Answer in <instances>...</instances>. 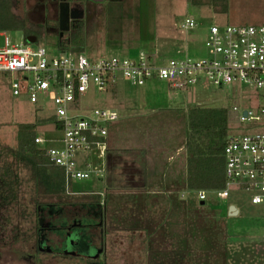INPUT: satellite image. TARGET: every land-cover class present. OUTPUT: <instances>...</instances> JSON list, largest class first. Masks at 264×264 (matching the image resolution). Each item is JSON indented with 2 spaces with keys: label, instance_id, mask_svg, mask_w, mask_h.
<instances>
[{
  "label": "rangeland",
  "instance_id": "374dc122",
  "mask_svg": "<svg viewBox=\"0 0 264 264\" xmlns=\"http://www.w3.org/2000/svg\"><path fill=\"white\" fill-rule=\"evenodd\" d=\"M79 1L86 11V17L82 18L83 48L98 55L133 56L142 50L164 58L185 53L204 56L206 49L203 41L209 24L264 23L238 19L226 21V16L214 9L211 0ZM237 1L229 0V3L242 16H249L248 12L252 16L260 14V10L254 9L257 5L255 0ZM10 10L15 19L25 21L32 31L30 35H34L48 52L57 49L55 35L58 34V0H11ZM186 16L193 17L200 25L182 31L180 21ZM5 36L11 42H20L23 32L20 29H6L4 35H0V45ZM65 37L66 33L62 38ZM228 94L227 87H216L207 80L184 89L171 88L162 80H150L143 85L119 81L112 89L98 90L92 87L81 94L75 112L89 113L93 108H110L115 109L119 116L108 123L102 176L93 179L91 189L100 190L102 194L108 192L122 195L125 201L128 194L138 193L141 187L135 185L141 175L138 176L133 167L125 171L121 163L120 148L123 141L127 137L128 145L137 139L144 140L146 144L152 141L157 148L168 143L169 148H172V143L184 140L185 113L191 108H225L228 111V133L237 131L234 116L229 111L235 101L229 100ZM52 112L53 106L49 101L40 99L37 104H33L23 97L13 96L8 80L0 73V264H27L20 259L25 258L27 252L24 239L32 237V243L34 241L31 225L35 222L33 212L37 209V202L44 204L40 206L45 208L48 205L56 206L55 202L64 199L82 202L90 198L86 194L71 195L66 185L67 197L60 199L45 189L22 157L17 140L18 126L32 123L36 134L47 138L57 137L59 133L46 121ZM124 128L126 131L122 133ZM194 137L197 144L205 145V136L198 138L195 134ZM129 155L134 167L140 164L135 152H129ZM88 157V152H80L76 160L82 165L83 159ZM179 195L184 198L186 193L181 192ZM236 195L246 196L237 192ZM212 200V205L221 210H225L229 203L241 205L240 213L228 216L229 235L223 259L203 254L197 258L196 263L264 264V222L257 217L261 216L260 213H253L250 206H243L241 199L234 195L225 200L212 197ZM105 210L106 221L114 224L110 229L112 232L108 234V253L115 264H173L162 254L163 248H159L162 233L156 230L155 235H148L156 222L154 209L153 212H143L134 208L132 214L124 213L123 208L115 210L108 207ZM85 213L81 210L78 215ZM50 218L51 215L45 220ZM171 228L175 233L179 231L174 223ZM201 243L206 241L203 239Z\"/></svg>",
  "mask_w": 264,
  "mask_h": 264
},
{
  "label": "built area",
  "instance_id": "2783aa9c",
  "mask_svg": "<svg viewBox=\"0 0 264 264\" xmlns=\"http://www.w3.org/2000/svg\"><path fill=\"white\" fill-rule=\"evenodd\" d=\"M199 25L190 16L180 21L182 31ZM4 32L0 30V35ZM203 42L204 56L185 53L164 58L142 50L123 56L57 47L51 53L34 35H23L20 42L5 36L0 45V73L13 96L33 104L40 99L52 104L51 126L59 136L36 134L34 142L44 148L50 164L62 168L66 184L102 176L108 123L119 117L110 108L75 112L80 95L90 88L107 90L119 81L143 85L150 80H162L177 89L202 80L227 87L228 99L235 101L229 111L237 131L226 135L222 148L224 185L199 189L196 195L201 202L209 196L220 200L237 196L264 220V23H211ZM80 152L89 156L82 165L76 160ZM227 213L236 216L240 210Z\"/></svg>",
  "mask_w": 264,
  "mask_h": 264
},
{
  "label": "trees",
  "instance_id": "16d2710c",
  "mask_svg": "<svg viewBox=\"0 0 264 264\" xmlns=\"http://www.w3.org/2000/svg\"><path fill=\"white\" fill-rule=\"evenodd\" d=\"M10 1L0 0V30L20 29L24 36L32 34L25 21L15 19L10 10ZM226 2L227 0H211L214 9L223 13L226 12ZM83 22L81 18L70 25L69 30L65 32V38L57 36V47L70 51L83 48ZM53 120L52 116L46 119L48 124L53 123ZM184 121L183 142L177 143L174 140L172 148L165 143L155 149L153 179L147 177L138 193L128 194L126 201L123 200L122 195L108 192L102 194L100 190H92L93 179L70 180L66 184L62 168L50 164L44 155V148L34 142L36 136L34 124H20L17 140L24 161L46 190L62 199L67 197L65 189L67 185L71 195L90 196L82 202L69 198L55 202L54 205L101 204L105 216V209L108 207L115 210L123 208L124 213L131 214L134 208L143 212H153L154 209L156 222L148 235H155L156 230L162 233L159 248H163L161 252L164 257L171 260L173 264H197V258L202 257L203 254H209L210 258L218 256V259L219 257L223 259L229 235L227 222L231 216L228 217V206L225 210L217 209L212 205V196L201 203L196 195L199 189L212 190L224 185L222 148L228 134V111L217 107H195L185 113ZM56 128H58L57 125ZM195 134L198 138L202 136L207 138L204 146L197 144ZM169 157L171 160H168ZM181 192L186 193L184 198L180 197ZM37 204V209L33 212L35 222L31 225L32 236L36 235L37 228L40 226L39 209L42 207L40 205H44L39 202ZM172 223L179 229L177 233L173 232ZM182 229L183 232L180 233ZM203 239L206 243H201ZM207 243L208 245H202Z\"/></svg>",
  "mask_w": 264,
  "mask_h": 264
},
{
  "label": "flooded vegetation",
  "instance_id": "af4514ba",
  "mask_svg": "<svg viewBox=\"0 0 264 264\" xmlns=\"http://www.w3.org/2000/svg\"><path fill=\"white\" fill-rule=\"evenodd\" d=\"M67 1L73 14H79L82 9L80 1ZM75 20L71 19L70 25ZM81 210L86 213L78 215ZM39 211L40 226L33 243L32 237L24 239L27 252L20 260L27 264H115L108 253V234L114 224L106 221L101 204L42 206ZM50 215L51 218L45 220Z\"/></svg>",
  "mask_w": 264,
  "mask_h": 264
},
{
  "label": "crops",
  "instance_id": "0c3cea01",
  "mask_svg": "<svg viewBox=\"0 0 264 264\" xmlns=\"http://www.w3.org/2000/svg\"><path fill=\"white\" fill-rule=\"evenodd\" d=\"M241 0H238L236 3H239ZM255 3L260 4L259 6L255 5L254 9L260 10V14L252 16L249 13V16H242L241 13L237 12L238 9H236L234 6H230L229 0L226 2V13H223L226 16V21L232 20V19H238V20H249V21H254V22H264V1H257L255 0ZM239 15V17H237ZM57 37V35H55ZM177 109V108H175ZM126 131V128L123 129ZM135 143L129 144L127 142V137L123 141V145L120 148L121 152V163L125 171H130L131 168L133 167L134 170L136 169L135 173L140 176L139 180H137V184L135 185L136 187H143L144 186V181L148 177V179H153L152 174H153V167H154V151L157 147L154 146V142L149 141L147 144L144 140L138 141L137 139L135 140ZM106 144H107V139H106ZM107 149H110L109 147ZM129 152H135L137 157L141 162H139L136 167L132 165V161H130L129 158ZM131 157V156H130ZM132 158V157H131ZM168 160H171V157H169ZM127 174V173H126ZM151 176V177H150ZM235 206V203H229V205ZM243 206H247L246 204ZM236 207L240 210L241 205H236ZM252 212L256 213V210L252 208ZM257 214V213H256ZM259 219H261L263 222L264 220L262 219L261 216H257Z\"/></svg>",
  "mask_w": 264,
  "mask_h": 264
},
{
  "label": "water",
  "instance_id": "95a60500",
  "mask_svg": "<svg viewBox=\"0 0 264 264\" xmlns=\"http://www.w3.org/2000/svg\"><path fill=\"white\" fill-rule=\"evenodd\" d=\"M95 1H102V0H95ZM73 13H74L73 9H71L70 4L67 0H59L58 2V35L59 37H62L64 33L69 30L71 19L86 17L85 9H81L80 13L77 15ZM228 209L232 211H237V208L232 204L229 205Z\"/></svg>",
  "mask_w": 264,
  "mask_h": 264
}]
</instances>
